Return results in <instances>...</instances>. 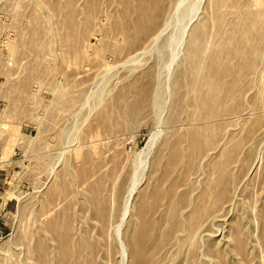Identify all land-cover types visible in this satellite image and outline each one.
<instances>
[{
  "label": "rangeland",
  "instance_id": "rangeland-1",
  "mask_svg": "<svg viewBox=\"0 0 264 264\" xmlns=\"http://www.w3.org/2000/svg\"><path fill=\"white\" fill-rule=\"evenodd\" d=\"M206 1L0 0V264H264V0Z\"/></svg>",
  "mask_w": 264,
  "mask_h": 264
},
{
  "label": "bare ground",
  "instance_id": "bare-ground-1",
  "mask_svg": "<svg viewBox=\"0 0 264 264\" xmlns=\"http://www.w3.org/2000/svg\"><path fill=\"white\" fill-rule=\"evenodd\" d=\"M179 1L180 0H178V3H177V8H178V4H179ZM220 1H222V0H207L206 1V3H207V5H214L213 6V9H214V7L216 6V5H218L219 4V2ZM207 5H206V7H207ZM205 8V7H204ZM216 10V9H215ZM211 13V12H210ZM211 18V17H210ZM209 21H210V19H209ZM169 22V21H168ZM167 22V23H168ZM163 28V27H162ZM165 28V27H164ZM161 30V29H160ZM159 30V33L152 39V41H154V42H158L159 41V39H161V36H162V34H163V32H164V30L165 29H162L161 31ZM185 31V29L182 31V32H184ZM140 48V47H139ZM170 49V48H169ZM144 50V48H140V50L138 51V52H136L135 53V55L134 56H132L131 57V60L133 59L134 60V58H137V57H139V56H141V54H142V51ZM171 50V49H170ZM171 52V51H170ZM173 54V53H172ZM144 55V54H143ZM128 59H130V56H129V58ZM136 187H132V188H130L129 189V191L127 192V196H126V198H125V202H124V208H125V212H124V217L126 216V214L127 213H129V208L132 206V202H133V198H134V196L136 195ZM123 222H124V219L123 220H121V223L117 226V228H116V232L117 231H119L120 230V228H122V225H123ZM135 248V247H134ZM133 247L131 248L130 247V252H129V254L131 253V255H130V258H131V262H130V264H136L137 262H138V260H139V251H138V249L137 248H135L134 249ZM96 248L94 247V246H91V253L93 254V252H94V250H95ZM122 262H123V258H122Z\"/></svg>",
  "mask_w": 264,
  "mask_h": 264
}]
</instances>
